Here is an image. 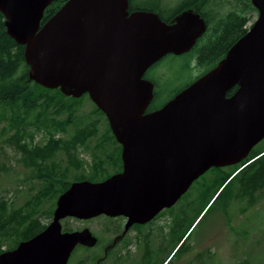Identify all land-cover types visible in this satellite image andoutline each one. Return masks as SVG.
Listing matches in <instances>:
<instances>
[{
    "label": "water",
    "instance_id": "water-1",
    "mask_svg": "<svg viewBox=\"0 0 264 264\" xmlns=\"http://www.w3.org/2000/svg\"><path fill=\"white\" fill-rule=\"evenodd\" d=\"M53 1L0 0L7 33L25 46L31 80L88 94L105 113L124 169L72 182L47 226L0 253V264H68L78 244L94 246L97 237L88 227L64 230V219L146 222L208 168L240 162L264 139V0H252L256 20L215 67L150 112L155 84L145 73L189 52L207 31L205 18L188 9L166 22L154 11L130 13L129 0H67L42 23Z\"/></svg>",
    "mask_w": 264,
    "mask_h": 264
},
{
    "label": "trees",
    "instance_id": "trees-1",
    "mask_svg": "<svg viewBox=\"0 0 264 264\" xmlns=\"http://www.w3.org/2000/svg\"><path fill=\"white\" fill-rule=\"evenodd\" d=\"M66 1L54 0L46 8L42 23L57 12ZM132 4L134 5V3ZM136 7L142 10L157 11L166 22H171L184 10L192 9L199 12L208 25L207 31L189 52L182 55L168 54L152 66L158 65L166 58L185 59L186 73L184 75L188 78L185 83L157 91V81L149 76V70L152 67L145 73V77L151 79L155 84L154 98L147 109L148 111L162 107L177 93L215 67L225 57L228 49L248 31L251 21L250 14L257 13L252 0H181L173 6L141 4ZM195 69L199 70L197 75L194 74ZM29 70L30 66L25 59V46L18 44L7 33L5 17L0 11V125L6 121L2 128L8 125L14 130L15 137L10 141L24 153L25 166L32 169L33 175L39 181V187L32 191L33 194L22 205L16 206L12 201L0 196V253L16 248L21 241L30 239L41 232L49 223L44 221L43 216L52 218L57 198L68 189L74 179V181L96 182L109 175L105 174L104 170L98 169L97 164L94 168L96 171L92 175L80 174L72 179L65 177L68 173L65 174L64 168L54 161L57 151L63 149L71 155L78 145H83L94 137L97 123L93 122L92 127L78 128L73 138L64 144H56L59 140L55 136L59 131L66 132L67 126L75 123L78 101L90 96L84 94L80 98H75L66 96L59 88L44 87L29 78ZM237 88L238 86L231 89L228 95L233 94ZM162 98H165L163 102H161ZM65 99H70V101ZM52 105L68 110L66 120L62 122L51 115V112L55 110H48V107ZM94 106L93 113L103 116L108 121L105 113L96 105ZM31 116H33V120H30ZM33 127L48 131L49 139L46 145L39 147L26 143L27 138H33V133L30 132ZM107 132L115 139L110 125ZM254 157L255 162L243 173L240 185L242 189H246L249 186L254 188L259 183L263 197L264 139L252 149L249 159ZM71 158V164L77 168L82 166L79 159L73 156ZM61 174L62 176L65 174V176L61 184L58 183L56 186L58 180L62 178ZM63 228L64 230H74L68 225V221L64 223ZM188 231V228L184 229V234H187ZM87 250L91 249L87 247L84 251ZM76 253H78L77 250L74 255ZM74 255L72 256L74 257ZM98 257L99 252L94 254L90 264H97Z\"/></svg>",
    "mask_w": 264,
    "mask_h": 264
},
{
    "label": "rangeland",
    "instance_id": "rangeland-1",
    "mask_svg": "<svg viewBox=\"0 0 264 264\" xmlns=\"http://www.w3.org/2000/svg\"><path fill=\"white\" fill-rule=\"evenodd\" d=\"M153 3L154 0H149ZM166 4L173 6L178 4L181 0H165ZM249 26L253 24L258 16L257 13H252ZM194 64H196L194 62ZM185 59L183 58H166L158 65L152 67L149 70V76L157 81L158 86L156 90H166L171 86L182 85L187 81V77L184 75ZM199 73L198 69L194 70V74ZM82 97V96H81ZM80 98V97H79ZM165 98L161 99L163 102ZM70 101V99H65ZM95 103L90 97H84L77 103V109L75 111L76 118L75 123L67 126L66 132L59 131L55 138L59 140L56 144H64L69 139L73 138L77 129L83 126H91L96 121L97 129L95 135L91 139L87 140L83 145H78L69 155L63 149L57 151L54 161L64 168L65 174L56 183L61 184L63 177L72 179L77 175H92L95 173L96 165L98 164L101 170L105 171V174L112 173L115 170V164H106L103 160L105 153H117L111 151V146L107 145L106 137L107 128L110 123L101 115L93 113ZM58 107V108H56ZM57 109V110H56ZM48 110H55L51 112V115L56 117V120H66L68 116V110H64L60 106H50ZM47 110V111H48ZM57 113H60L57 115ZM33 120V116L30 117ZM6 123L3 121L0 125V196L4 197L8 201H12L14 205L19 206L25 203V201L33 194L39 187V181L33 175L31 168L26 167L24 164V153L21 152L14 143H11L10 139L15 137L14 130L10 126H2ZM92 127V126H91ZM30 132L33 133V138L26 139V143L31 146L46 145L49 139V133L45 129H36L33 127ZM110 134V133H109ZM115 146L113 147V149ZM71 156L79 159L81 167L77 168L70 163ZM48 162V161H47ZM75 180V179H74ZM73 180V182H74ZM55 209V208H54ZM260 210L257 215L252 214L254 211ZM218 213L210 210L208 213L204 211L194 222L190 230L187 232L182 243L181 250L176 254L179 247L173 252L170 258H173L174 264H264V196L262 200L253 208L246 211L244 219L247 224L246 242L240 241L238 246H235V240L232 235L227 237L224 232V228H221V232L218 238L214 241L217 247H198L203 240L209 241L213 228L214 232L216 227H219L217 216ZM45 222H50L47 216H43ZM42 217V218H43ZM239 218V216L237 217ZM68 221V225L72 229H82L88 227L95 235H101L108 241L112 238V229L119 220L108 218L106 216H98L88 220H79L75 218H66L62 221V224ZM238 223V219H236ZM242 240V239H240ZM213 242H208V245ZM241 245V246H239ZM8 246V245H6ZM187 250V251H185ZM204 250L209 251L211 258H207L205 255L201 261H197V255ZM73 259L69 264H90L94 254H97V250L91 249L87 251H81L77 249ZM81 251V252H79ZM105 251H101L100 256H104ZM142 254V247H110L109 253L106 258L101 262L102 264H130L135 259L139 260ZM176 254V256H174ZM182 256V257H180ZM172 261V262H173ZM149 262V261H148ZM146 262L145 264H149ZM137 264V263H136Z\"/></svg>",
    "mask_w": 264,
    "mask_h": 264
},
{
    "label": "flooded vegetation",
    "instance_id": "flooded-vegetation-1",
    "mask_svg": "<svg viewBox=\"0 0 264 264\" xmlns=\"http://www.w3.org/2000/svg\"><path fill=\"white\" fill-rule=\"evenodd\" d=\"M141 4L162 6L166 5V1L154 0L151 3L149 0H129V12L142 10L136 7ZM154 12L157 13V11ZM145 78L151 80L147 77ZM104 139L107 140L108 146L112 145L111 151L117 152L115 154L106 152L103 158L106 164L116 165L115 170L106 177L108 178L113 174L123 171L124 164L122 145L117 141L116 137L114 139L109 133H106ZM114 146L115 148L113 149ZM251 152L252 150L240 162L211 166L198 176L171 206L163 208L146 222H133L127 226L128 217L124 215L115 217L101 215L115 219L116 221L119 220V223L111 231V241L92 232L97 237L96 244L94 246L78 244L73 250L69 262L73 259L72 255H74V252L78 248L81 251H84L87 247L88 249H95L97 252H100V255L101 251L104 250V256L99 255L97 261V264H102L101 261L107 257L110 247H142L141 258L131 261L130 264H145L148 261L149 264H174L176 260L173 261L174 257H170L178 247L179 249L176 251V254L181 250L182 241L186 236L184 229L188 228L190 230L197 218L204 211L208 213L210 210L218 213L217 216L220 217L217 221L219 227H216L215 232L213 228L208 238L209 241L203 240L198 247H217L214 241L218 238L222 227L227 237H230V235L234 237L236 247L240 241L245 243L247 241L246 231L248 224L244 219L245 213L247 210L255 207L263 198L262 188L258 185L259 183L254 188L249 186L245 187L246 189H242L240 185L243 173L255 162V157L249 159ZM259 211H254L252 217L254 214L257 215ZM238 216L239 218H237ZM236 219H238V223ZM208 242L213 243L208 245ZM204 255L208 259L211 258L209 251L204 250V252L197 255V261H201Z\"/></svg>",
    "mask_w": 264,
    "mask_h": 264
}]
</instances>
